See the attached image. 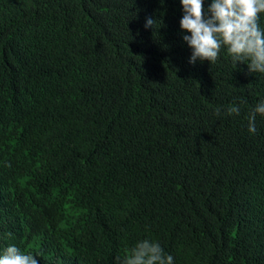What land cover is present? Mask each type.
<instances>
[{"label":"trees","instance_id":"obj_1","mask_svg":"<svg viewBox=\"0 0 264 264\" xmlns=\"http://www.w3.org/2000/svg\"><path fill=\"white\" fill-rule=\"evenodd\" d=\"M182 16L180 0H0V253L120 264L148 239L173 264H264V116L247 119L264 73L225 48L189 63Z\"/></svg>","mask_w":264,"mask_h":264},{"label":"clouds","instance_id":"obj_2","mask_svg":"<svg viewBox=\"0 0 264 264\" xmlns=\"http://www.w3.org/2000/svg\"><path fill=\"white\" fill-rule=\"evenodd\" d=\"M183 16L180 28L190 33L182 39L192 50L189 63L208 61L216 63L221 48H225L234 66L247 65L249 73H264V28L259 18L264 14V0H211L204 9V0H180ZM156 20L146 19L145 27L153 28ZM161 24V22H160ZM240 107L230 105L226 115H239ZM220 114V109H216ZM264 116V101L248 115V131L256 132V115ZM120 264H173L159 243L144 239L131 248ZM0 264H38L34 255L15 245L0 253Z\"/></svg>","mask_w":264,"mask_h":264}]
</instances>
